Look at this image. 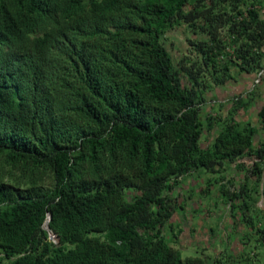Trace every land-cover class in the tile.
<instances>
[{
  "label": "trees",
  "instance_id": "16d2710c",
  "mask_svg": "<svg viewBox=\"0 0 264 264\" xmlns=\"http://www.w3.org/2000/svg\"><path fill=\"white\" fill-rule=\"evenodd\" d=\"M263 7L0 0V264H210L171 246L174 194L200 170L214 178L235 163L246 174L220 196L251 249L215 264H264V142L238 116L255 91L235 96L225 118L204 106L233 69L264 70ZM183 25L206 35L190 40L196 58L164 44Z\"/></svg>",
  "mask_w": 264,
  "mask_h": 264
},
{
  "label": "rangeland",
  "instance_id": "374dc122",
  "mask_svg": "<svg viewBox=\"0 0 264 264\" xmlns=\"http://www.w3.org/2000/svg\"><path fill=\"white\" fill-rule=\"evenodd\" d=\"M262 14L264 17V10ZM201 38H206V35L203 33L196 34L193 28L188 25H183L168 32L164 37V44L176 58L181 55H189L192 58H196L195 51L190 46V40H198ZM232 72L237 77L236 70L233 69ZM251 89L255 91L256 96L264 95V75L261 77L256 75ZM237 94L242 95L244 93L240 92ZM210 100L211 97L209 98L208 95V101L204 105L208 110L212 109V105L209 104ZM263 106L264 98H261L252 108L253 113L251 115L248 114L249 116L247 117L260 130L255 140L256 145L264 142V122H261L258 112ZM244 115H247V113ZM255 160L256 158L247 157L239 162L246 165L247 168H251L254 167ZM235 164H232V168H230V165L227 166L220 174L212 175L214 177L212 179H215V182L213 185H208L209 188L207 187V180L204 181V179H207V176L199 172L194 174V177L184 179V182L175 191L173 203L176 206V212L172 218V227L168 229L167 235H169L168 239L171 246L180 250L183 257H202L206 258L210 264H215L220 259L222 261H228L229 254H232V251L234 252L233 249L232 251L230 250L231 247H228L227 243L223 247L225 251L222 250L221 252V247L218 245V242L221 238H225V242L229 238L233 239V233L240 232V228L243 227V225H240L239 218L233 219L231 211L233 209L228 199L220 196V190L224 186L227 188L230 187L231 189L235 187ZM242 173L244 175L246 174L245 171H242ZM224 176L226 177L224 181L216 182L217 180L223 179ZM198 179L202 181L200 184ZM258 207L264 210V199H258ZM228 219L231 221V227ZM254 239L252 240L254 241ZM244 249L250 250L251 243L245 245ZM258 252L261 253L260 257L262 258L259 261L263 262L264 250H255V253ZM257 258L255 257V259Z\"/></svg>",
  "mask_w": 264,
  "mask_h": 264
},
{
  "label": "crops",
  "instance_id": "0c3cea01",
  "mask_svg": "<svg viewBox=\"0 0 264 264\" xmlns=\"http://www.w3.org/2000/svg\"><path fill=\"white\" fill-rule=\"evenodd\" d=\"M255 79H256V74L249 75L246 73H242V74L237 73V78L235 80L226 83L224 86L215 87L214 90L209 94V98L211 97L209 104L212 105V107H211L212 109L208 110L205 107V111L208 113L207 115H209V116L214 115V117L221 116L223 118L227 117L228 112L233 107L231 104L232 100L235 98V96L238 95L237 93L243 92L244 95L247 96L249 93L254 92L253 89H251V88L253 87ZM236 89H238L237 92H235ZM252 97H253V100L251 101V106H249L246 110L242 109L239 112L238 116H239L240 121H245V122L251 123V120H249L247 118L249 116L248 114L251 115L253 113L252 108L254 107L256 102H258L261 98H264V95L261 94L260 96L259 95L256 96V93H255V95ZM249 100H250V98L248 99V101ZM207 101H208V98H207ZM261 110H259L258 112L260 113ZM246 113H247V115H244ZM242 117H244L245 119ZM219 132H220V129H219L218 125L215 126L211 132L206 131L205 135L203 136L204 147H208L209 145H211L213 143V140L215 139V137L218 135ZM234 168L236 169V170L233 169L235 171V174H234V176L236 177L235 180L239 181L240 179L244 178V174L242 173V171H244V170H238L236 168V164H235ZM199 172H201V173L205 174V176H207V179H204V181L212 178L211 174L207 173L205 170H200ZM191 177H194V175H192ZM198 182L200 184L202 181H200L198 179ZM228 222L230 225L231 221L229 219H228ZM240 225H242V224H240ZM230 227H231V225H230ZM239 231L240 232H237L236 234L233 233L234 238L233 239L229 238V239H227L226 242H225V238L224 239L221 238V240L218 242V245L221 247V252H222V250H224L223 247H225L226 243H227L228 247H231V249H230L231 251H232V249L234 250V252L232 251V255L238 256L239 253L243 252L244 247H245L244 244L246 242L245 241V239H246L245 233L247 232L246 226L243 225V227L240 228Z\"/></svg>",
  "mask_w": 264,
  "mask_h": 264
},
{
  "label": "clouds",
  "instance_id": "9594fccd",
  "mask_svg": "<svg viewBox=\"0 0 264 264\" xmlns=\"http://www.w3.org/2000/svg\"><path fill=\"white\" fill-rule=\"evenodd\" d=\"M258 75V74H257ZM50 217V216H49ZM49 220V219H48ZM48 222V221H47ZM49 223V222H48ZM47 224V223H46ZM51 238L52 240L55 242V243H58V238L54 235V234H51ZM55 239V240H54ZM57 240V241H56Z\"/></svg>",
  "mask_w": 264,
  "mask_h": 264
},
{
  "label": "built area",
  "instance_id": "2783aa9c",
  "mask_svg": "<svg viewBox=\"0 0 264 264\" xmlns=\"http://www.w3.org/2000/svg\"><path fill=\"white\" fill-rule=\"evenodd\" d=\"M264 75V70H262V71H260L259 73H258V76L259 77H261V76H263ZM259 82V81H258Z\"/></svg>",
  "mask_w": 264,
  "mask_h": 264
},
{
  "label": "water",
  "instance_id": "95a60500",
  "mask_svg": "<svg viewBox=\"0 0 264 264\" xmlns=\"http://www.w3.org/2000/svg\"><path fill=\"white\" fill-rule=\"evenodd\" d=\"M50 219H51V216L49 217V220H48V222L50 221ZM48 222H47V224H46V229H49Z\"/></svg>",
  "mask_w": 264,
  "mask_h": 264
}]
</instances>
